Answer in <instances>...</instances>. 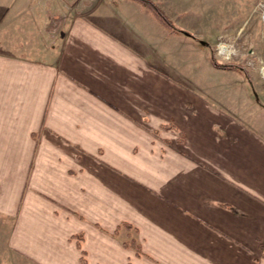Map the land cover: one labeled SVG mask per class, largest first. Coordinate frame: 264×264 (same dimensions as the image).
Instances as JSON below:
<instances>
[{
  "label": "crops",
  "instance_id": "crops-1",
  "mask_svg": "<svg viewBox=\"0 0 264 264\" xmlns=\"http://www.w3.org/2000/svg\"><path fill=\"white\" fill-rule=\"evenodd\" d=\"M141 6L0 0V264H264V108L155 70Z\"/></svg>",
  "mask_w": 264,
  "mask_h": 264
},
{
  "label": "rangeland",
  "instance_id": "rangeland-1",
  "mask_svg": "<svg viewBox=\"0 0 264 264\" xmlns=\"http://www.w3.org/2000/svg\"><path fill=\"white\" fill-rule=\"evenodd\" d=\"M159 1L170 18L196 38L172 32L151 16L156 29L151 35L148 33L146 39L147 43L152 41L156 45L154 49L152 43L146 50L147 56L149 55L148 64H157L155 70L163 75H171L172 78H194L193 89L209 91L211 96H225L222 105L226 107H232L233 104L236 108L248 107L250 110L255 106L256 109L264 108V20L258 10H254L258 19L257 29L253 28L250 33L256 16L239 9V0ZM141 7L148 11L144 6ZM246 19L249 23L247 33L238 32V26ZM148 25L146 22L145 26ZM222 44L227 51L222 50ZM211 55L220 62L242 65L248 72L249 80L241 70L215 66ZM158 58L161 61L156 63L153 59ZM253 113H256L255 109L251 115ZM263 115L264 111H261L252 117L264 121ZM127 225L129 224L125 223L122 226L133 231L132 226ZM132 234L129 233L127 241L134 239ZM137 243L140 246L139 241Z\"/></svg>",
  "mask_w": 264,
  "mask_h": 264
},
{
  "label": "trees",
  "instance_id": "trees-1",
  "mask_svg": "<svg viewBox=\"0 0 264 264\" xmlns=\"http://www.w3.org/2000/svg\"><path fill=\"white\" fill-rule=\"evenodd\" d=\"M136 1L140 2L143 6H145L163 26H165L172 32L183 33L185 35L196 38L188 30L181 28L177 23H175L173 19L170 18L167 12L159 5L157 1L155 0H136ZM211 60H212V63L217 67H221L224 69L241 70L243 74L246 75L247 79L249 80L248 72L244 70L242 65L237 64V63H232V62H229V63L220 62L213 55H211ZM127 226H130V225H127ZM124 244L126 246L135 248L138 251L141 250L139 244L134 239L125 241Z\"/></svg>",
  "mask_w": 264,
  "mask_h": 264
},
{
  "label": "built area",
  "instance_id": "built-area-1",
  "mask_svg": "<svg viewBox=\"0 0 264 264\" xmlns=\"http://www.w3.org/2000/svg\"><path fill=\"white\" fill-rule=\"evenodd\" d=\"M256 9L258 10L259 15L261 16V18L264 19V1H261V3L258 4Z\"/></svg>",
  "mask_w": 264,
  "mask_h": 264
},
{
  "label": "bare ground",
  "instance_id": "bare-ground-1",
  "mask_svg": "<svg viewBox=\"0 0 264 264\" xmlns=\"http://www.w3.org/2000/svg\"><path fill=\"white\" fill-rule=\"evenodd\" d=\"M220 47L222 48L223 51H227L225 45L222 44Z\"/></svg>",
  "mask_w": 264,
  "mask_h": 264
},
{
  "label": "water",
  "instance_id": "water-1",
  "mask_svg": "<svg viewBox=\"0 0 264 264\" xmlns=\"http://www.w3.org/2000/svg\"><path fill=\"white\" fill-rule=\"evenodd\" d=\"M202 43H205L203 40H201Z\"/></svg>",
  "mask_w": 264,
  "mask_h": 264
}]
</instances>
